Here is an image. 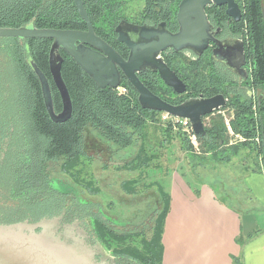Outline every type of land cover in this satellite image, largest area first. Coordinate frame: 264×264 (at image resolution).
Returning a JSON list of instances; mask_svg holds the SVG:
<instances>
[{
    "label": "trees",
    "instance_id": "obj_1",
    "mask_svg": "<svg viewBox=\"0 0 264 264\" xmlns=\"http://www.w3.org/2000/svg\"><path fill=\"white\" fill-rule=\"evenodd\" d=\"M83 2L97 36L123 57H127L128 51L117 42L115 34L120 21L147 17L169 23L173 21L171 27L176 26L174 22L177 8L171 4V0H83ZM239 2L243 10L239 34L247 44V57L251 61V76L246 83L240 82L238 76L230 69L213 62L209 52L202 56L192 52L188 57L184 52L177 54L170 50L162 55L166 64L187 86V92L182 96L175 95L158 75L148 74L141 77L143 84L152 93L172 105H180L198 98L225 96L228 104L223 110L232 112L233 119L230 125L234 136L240 135L247 140L234 146H228V129L222 116L215 114L208 116L211 118L209 125L206 123L208 117L204 119L206 135L199 137L200 150L196 152L184 132L175 130L170 123L161 122V113L141 108L138 94L126 79H123L119 90L109 88L103 90L66 54L63 55L65 60L62 76L71 96L73 116L66 124H54L46 110L41 83L33 67L35 64L43 72L48 73L52 42L50 40L17 42L14 56L16 62L13 66L15 70L13 69L9 78L0 80V107L3 110L4 122H7L0 126V158L4 155L3 144L7 143L14 150V153L8 151V154H13L11 160L17 163L16 167L9 165L10 163L4 164L5 159L3 164L0 163V183L4 187L10 184L15 190L9 188L10 192L5 188L9 195L21 197L23 193H29L26 195L30 197V201L37 202L35 205H40V201H49L53 202L49 207L51 212L54 211V206L57 211L62 210L67 204L68 197L52 188L50 172H45L51 164L61 165L65 171L63 173L75 179L81 173L77 170L80 167V159L89 158L86 149L89 134L96 135L103 144L125 150L138 141L145 144L143 141L148 136L151 124L164 125L165 135L170 138L172 133H175L191 169L206 167L209 163L230 165L233 161H238L244 166V161L250 160V157H253L256 167L247 165L245 167L247 170L258 172L264 168V101L258 105L259 96H264V0ZM29 26L40 30L80 31L86 28L71 0H0V29H20ZM50 87L54 110L60 113L62 111L60 94L53 84ZM6 137L8 141L5 140ZM142 138L144 140H140ZM164 139L167 142L169 140ZM157 145L159 148V144ZM141 151L146 152L144 148ZM244 151L250 153L242 155ZM155 157L157 155L144 154L142 161L139 160V166L133 168L149 166ZM243 166L241 167L245 169ZM14 169L16 171L12 172ZM74 171L76 174L72 173ZM87 190L96 193L91 187H87ZM127 192L134 193L135 190ZM224 192L230 199H233L231 196L236 193ZM235 196L237 201L244 203L247 199L252 200L244 185ZM11 197L5 196L7 199ZM170 203L169 196L162 198L163 207L156 211L148 230L125 236L117 235L120 233L107 228L106 221L95 216L91 205L80 203L74 204L73 208L74 211L80 212L82 217L87 218V222L93 221L96 217L103 239L110 247L112 244L113 247H121L118 253L127 257L131 264H163L164 246L161 244L160 247V241L163 239ZM70 210L67 209L68 212ZM34 212L40 215V211ZM149 231L150 238L147 237ZM238 241L241 242L240 239ZM82 244L69 246L66 243V246L80 251L84 249ZM82 254L88 255L85 249ZM233 264L243 263L240 258H234Z\"/></svg>",
    "mask_w": 264,
    "mask_h": 264
},
{
    "label": "water",
    "instance_id": "obj_2",
    "mask_svg": "<svg viewBox=\"0 0 264 264\" xmlns=\"http://www.w3.org/2000/svg\"><path fill=\"white\" fill-rule=\"evenodd\" d=\"M73 1L80 18L87 26L86 31L36 29L32 26L20 29H0V38H18L22 40H50L52 47L50 51L49 66L53 83L62 100V112L56 114L53 105L51 88L48 79L33 64L39 76L45 106L51 120L56 124H66L73 116V104L70 93L62 76L64 57L63 51L76 65L84 71L89 78L103 90L109 88L117 90L121 87L123 79H126L138 94V101L142 109L156 113L167 114L171 117L188 120L194 134L198 137L206 135L204 119L210 115L220 112L227 107L228 100L223 95L212 98H198L186 101L180 105H172L154 93H152L140 80L139 75L145 71L158 73L163 83L171 88L175 94L181 96L186 94L187 86L166 64L162 55L168 50L179 54L191 51L197 56H202L213 42L217 45L213 59L225 63L231 71L240 77V82L248 79L249 74L245 69L246 55L244 45L241 42L234 44H223L217 41L212 34L206 8L210 5L226 6L227 15L240 22L241 10L235 0H182L179 5L177 22L179 31L170 32L166 24L158 28L149 26H136L128 22H121L116 28L117 41L123 44L129 51L127 59L117 53L109 44L97 36L94 26L89 18L83 0ZM264 101V96H259L258 105ZM33 231L34 227L17 225L0 228L2 238L16 241L14 235L19 230ZM18 242L13 248L6 247L3 240V248L14 249L19 252L18 264H25L24 259L28 257L26 250L30 247L34 254V264H39L38 258L43 264H88L84 256L77 257L76 250L69 246L60 245L53 247L47 238H40L30 245L29 239L23 235H17ZM42 239V240H41ZM42 241V244L38 243ZM23 252V253H22ZM60 259L65 257L67 261L52 262L51 258ZM77 255V256H76ZM9 257H11L9 255ZM71 260V261H68Z\"/></svg>",
    "mask_w": 264,
    "mask_h": 264
},
{
    "label": "rangeland",
    "instance_id": "obj_3",
    "mask_svg": "<svg viewBox=\"0 0 264 264\" xmlns=\"http://www.w3.org/2000/svg\"><path fill=\"white\" fill-rule=\"evenodd\" d=\"M215 114L222 116L225 126L228 129L226 124H231L233 119L232 112L230 110H223ZM210 120V117L206 119L208 125L211 122ZM164 128V125L161 124H151L148 129V136L145 141H143L146 143L144 144L142 141H138L125 150H119L114 145L103 144L98 140L96 135L89 134L86 139V149L89 158L83 157L80 159V167H78L77 170L81 173L79 176L75 175V179L77 180L72 177H67L70 175L62 176L61 173L59 177L64 181L70 182L82 193L86 200L100 202L103 207H106L105 211L109 216L114 219H120L122 222H128L132 225H136L137 222L138 226L133 228L130 227V229L136 228L140 230L147 228L146 226L150 218L153 215L155 216L156 211L163 207L162 204L161 206L159 205L158 201L156 206V200H159L157 193L158 189H161L163 192L168 190L170 178L168 175L169 173L174 174L172 171L177 169L187 170V172H183V174L185 173L184 175L188 176L191 181L195 180L196 182L214 185L219 192L223 191V193H225L224 191L230 193L233 191L236 192L235 195H237L242 186L246 184L252 191L249 196H255L258 199L257 203H253L252 200L247 199V205H251L256 209L264 208V185L261 183V179L256 175H251L250 177L244 176L245 172L254 171L247 169L246 171L241 167L243 165H240L238 161H233L230 165L222 166L209 163L206 167L199 166L196 167V169H191L187 164L184 153L180 149L175 133H172V137L170 138V136L165 135ZM230 128L232 130L231 125ZM231 130L228 129V146L240 144L241 139L245 141L240 135L233 136ZM162 138L170 139L168 142L165 141L160 143V147L158 148V141L154 143V140ZM140 140L144 139L142 138ZM256 141L257 143L259 142L258 140ZM142 148L145 149V153L141 151ZM249 153V151H244L241 154L244 155ZM144 154L149 156L153 154L157 155V157L154 158L149 166L133 168L139 166V160L142 159ZM137 156L138 160L136 161ZM252 158L253 157H250V160H252ZM250 160L244 161L243 167L249 165V167L255 168L256 162L254 160L250 162ZM260 164L262 167L263 164L261 160ZM258 172L264 173V168H261ZM72 173L76 174L75 171ZM89 183L90 185H88ZM87 187H91V190H94L96 195L90 196V191L87 190ZM130 190H135V192L128 193L127 191ZM235 195L231 196V198H235ZM223 198L232 205L237 206L239 210L244 211V206L237 200L228 199L227 194L224 195ZM112 214L119 217L117 218ZM144 223H146V226H144ZM10 235H14L12 239L14 238L16 241L18 240L17 235H23L28 239L25 228L19 230L16 234H8V236ZM147 237H151L150 231L147 233ZM30 239L35 241L38 238L31 236ZM3 240H5V244ZM9 240L2 238V241L0 240V246L4 244L8 247ZM46 240L48 242L51 241L50 239ZM16 241L13 240L14 243H16ZM38 244L40 245L42 242ZM161 244L163 245V239L160 241V247Z\"/></svg>",
    "mask_w": 264,
    "mask_h": 264
},
{
    "label": "flooded vegetation",
    "instance_id": "obj_4",
    "mask_svg": "<svg viewBox=\"0 0 264 264\" xmlns=\"http://www.w3.org/2000/svg\"><path fill=\"white\" fill-rule=\"evenodd\" d=\"M181 1L182 0H171V4L177 8V13L175 17L176 20L174 22L176 23V26H173L174 28L171 27L173 24V21H170L169 23L168 21H158V20H154L153 18H147V17L137 18L135 20L133 19L131 20V18L130 20H122L119 22V24L125 21V22H128L136 26H149L153 28H158L161 24L165 23L167 29L170 32L177 33L179 31V25L177 22V14H178L179 5ZM235 1L238 4L241 10V13H242V18L240 22H236L235 20H233L227 15L226 6L210 5L206 8V14H207L209 23L211 25V31H212L213 37L217 41L223 44H228V43L234 44L235 42L243 43L245 55H246L245 69L247 70L249 74L248 79L244 81V83H246L251 76V61L248 60V57H247V44L245 43L243 36L239 34V26L243 19V10L239 2L240 0H235ZM222 13L224 15H222ZM86 30H87V26L84 30H80V31H86ZM115 34H116V40H117L118 35L116 33V29H115ZM21 40L22 39H18V38H0V80L7 79L11 76L12 71L14 69L13 66L15 65V62H16V60H14L15 51H16L15 44L17 42L19 43V41ZM34 40H40V39H34ZM216 48H217V45L211 42L210 47L207 49V51L204 52V54L206 52H209L213 62L221 64L228 69L225 63H222V62H219L213 59L214 51ZM184 53H186L187 56L189 57L192 52L185 51ZM61 54L63 56L65 53L61 51ZM128 56H129V51H128L127 57H123V56L122 57L127 59ZM39 70L48 79L49 85L50 86L51 84L54 85L52 75L50 72L49 60H48V70H49L48 73L43 72L41 69ZM148 74L159 76L158 73H153L148 70V71L142 72L139 75L140 80H141V77L143 76L146 77ZM37 77L39 78L38 75ZM238 80L240 81L239 76H238ZM60 113H56V114H60ZM5 114L7 113L5 112ZM0 122H1L0 126L7 123V122H4L3 110L1 109V107H0ZM5 140L8 141V138L6 137ZM3 149H4V155L0 158V163L3 164L2 162L5 159L4 164L10 163L9 165L16 167L17 163L11 160V157L13 156V154H10V155L8 154V151L14 153V150L10 148L9 145H7V143L3 144ZM5 156L7 157L5 158ZM61 167H62L61 165L51 164L50 167L47 168V170L45 171V172H50L49 178L51 179L52 183L50 182V180L49 182L51 183L52 188L58 191L59 193L64 194L65 196L68 197L67 204H65V207L59 211L56 210L55 206L53 207L54 211L51 212L49 210L50 204H52L53 202L50 203L49 201H40V202L38 201L40 205H35V203L37 202L30 201V197L26 195L29 193H26V194L23 193V195L21 194L22 195L21 197H18V195L11 197L9 193L7 192V190L11 192L9 188L10 189L13 188V191H15L14 187L12 185L10 186V184H7L4 187L0 183V228L12 227V225L17 226L16 224H19V223H23L26 227H30V226L34 227L33 231H26L30 245L32 246L34 245V240L30 239L31 236L40 237L42 239L43 238L50 239L51 245L57 248H59L60 245L64 246V244L66 246V243L70 246V245H75L77 243L82 244L81 242H83L84 244H82L83 245L82 247L85 249V253L88 254L87 255L88 257L82 254L84 249L83 250L80 249V251H77L78 256L77 255L76 256L77 257L84 256L86 258V261H88V264H131L127 260V257H125L124 255H120L118 253V250H120L121 247L119 246L113 247V244L110 247L109 244L103 239L100 233V229H99L96 217H101L104 221H106L107 228H110L113 231L120 233L117 235L125 236V235H129L130 233L135 234V233H140V231L142 230H148L150 223L153 221L154 215L153 216L151 215L152 217L150 218V221L147 223V226H146V223H144V226L147 227V228L145 227L146 229H140V230L139 229L137 230L136 228L130 229V227L132 228L137 227L138 226L137 222H136V225H132L131 223H128V222L124 223L120 219H114L113 217L109 216V214L105 211L106 207H103L100 202H97L94 200H86L83 197L82 193L78 191L70 182L64 181L63 179L59 177L61 174L62 176H67V174L63 173L65 171ZM14 171L16 170L15 169L12 170V172ZM67 177L70 178L71 176H67ZM89 194L90 196L96 195V193H91V192ZM5 196L11 197V198L7 199L5 198ZM18 198H20L21 200H19ZM22 200H25V201H22ZM80 203H83L85 205H91V207H93L92 211L95 213V216H96L94 218L95 221L89 220V222H87L86 220L88 219L82 217L80 212L74 211L73 205L80 204ZM67 209H71L70 212H68ZM35 210L40 211V215H37L34 212ZM115 217L118 218L119 216H115ZM26 222L28 223V225ZM0 240L2 241V235H0ZM41 240L39 241L42 242ZM15 246H16V243L14 242L12 243V241L9 243V248H13ZM32 248L33 247H30L28 250H26L28 257L24 259L25 264H34L33 263L34 261L33 251L34 250ZM18 254L19 252L14 249H5L3 248V245L0 246V264H18V261H17ZM9 255L11 257H9Z\"/></svg>",
    "mask_w": 264,
    "mask_h": 264
},
{
    "label": "crops",
    "instance_id": "obj_5",
    "mask_svg": "<svg viewBox=\"0 0 264 264\" xmlns=\"http://www.w3.org/2000/svg\"><path fill=\"white\" fill-rule=\"evenodd\" d=\"M165 140L155 139L159 146ZM172 172L168 175V190L158 189L156 200V206L157 201L161 206L165 196L171 200L163 234V264H233L234 258H240L243 264H264V208L256 209L239 200L244 206L241 211L227 202L225 193L214 185L191 181L183 174L187 170ZM245 175H256L264 185L263 172ZM244 186L250 194L251 189ZM251 199L258 202L255 196ZM56 257L51 261H67L65 257L60 259V254Z\"/></svg>",
    "mask_w": 264,
    "mask_h": 264
},
{
    "label": "built area",
    "instance_id": "obj_6",
    "mask_svg": "<svg viewBox=\"0 0 264 264\" xmlns=\"http://www.w3.org/2000/svg\"><path fill=\"white\" fill-rule=\"evenodd\" d=\"M161 122L170 123L175 130H181L182 132H184L187 135L190 143L194 147V150L196 152H199L200 150L199 137L194 134L191 124L188 120L171 117L167 114H161ZM226 125L228 126V129L231 130L229 123H227ZM231 134L234 136V133L232 130H231ZM243 141L244 140L242 139L240 140V142H243Z\"/></svg>",
    "mask_w": 264,
    "mask_h": 264
}]
</instances>
